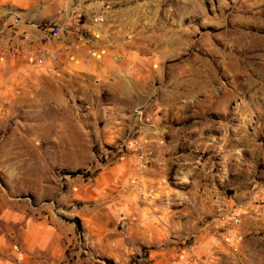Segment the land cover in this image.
<instances>
[{"label": "rangeland", "instance_id": "rangeland-1", "mask_svg": "<svg viewBox=\"0 0 264 264\" xmlns=\"http://www.w3.org/2000/svg\"><path fill=\"white\" fill-rule=\"evenodd\" d=\"M198 242L264 264V0H0V264H189Z\"/></svg>", "mask_w": 264, "mask_h": 264}, {"label": "crops", "instance_id": "crops-1", "mask_svg": "<svg viewBox=\"0 0 264 264\" xmlns=\"http://www.w3.org/2000/svg\"><path fill=\"white\" fill-rule=\"evenodd\" d=\"M71 54L74 55L72 62L73 63H81L83 61V67H81L82 69H88V70H92V64L95 63H100L101 65H105L106 66V62H107V58L105 57L104 54L100 55L99 57H94L92 55H85V51L83 50H73V52H71ZM96 55V54H95ZM70 56V55H69ZM85 59H84V58ZM80 59H82V61H80ZM98 67L97 70L100 72H104L105 66L104 67H99V65H97ZM94 70V69H93ZM146 216L144 215V213L142 211H137V212H133L131 215H128L127 217H124V220L127 221V225L124 226V230L125 233L124 234H130V232H126V230H129V225L133 226V228L135 230H137L139 232L140 235L143 234V232L145 231L146 227H145V221L144 218ZM129 221V222H128ZM204 244H202L201 242L198 243H194V244H189L187 247H183L181 248V250H188L189 253V257L190 262L189 264H217L218 259L217 258H209L207 256H203L206 250V247L203 246ZM131 250V244L129 243H125V250ZM162 249L160 248H151V252L150 254H152V252H155V255L152 259H150L149 264H165V260L163 259L162 255L160 254V251ZM179 251V255H184L182 253V251ZM158 252V254L156 253ZM33 252H30V261L33 260Z\"/></svg>", "mask_w": 264, "mask_h": 264}, {"label": "built area", "instance_id": "built-area-1", "mask_svg": "<svg viewBox=\"0 0 264 264\" xmlns=\"http://www.w3.org/2000/svg\"><path fill=\"white\" fill-rule=\"evenodd\" d=\"M51 29V32L53 33V34H58L59 32H60V26L59 25H55V26H51L50 27ZM42 59H40V61H41ZM130 144H132V143H130ZM219 211H220V213L223 215V217L222 218H225V219H227V220H229V219H232V220H237V219H239V217H240V214L242 213V211H241V209L240 208H234V209H227V208H225L223 205H220L219 206ZM229 232H226L225 234V237L226 238H229L230 236H229V234H228Z\"/></svg>", "mask_w": 264, "mask_h": 264}]
</instances>
